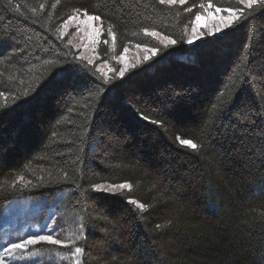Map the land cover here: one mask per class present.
I'll return each mask as SVG.
<instances>
[{
  "label": "trees",
  "instance_id": "16d2710c",
  "mask_svg": "<svg viewBox=\"0 0 264 264\" xmlns=\"http://www.w3.org/2000/svg\"><path fill=\"white\" fill-rule=\"evenodd\" d=\"M217 7L243 15L188 44ZM84 13L100 17L106 61L156 53L104 76L60 32ZM62 194L80 264H264V5L0 0V215Z\"/></svg>",
  "mask_w": 264,
  "mask_h": 264
},
{
  "label": "rangeland",
  "instance_id": "374dc122",
  "mask_svg": "<svg viewBox=\"0 0 264 264\" xmlns=\"http://www.w3.org/2000/svg\"><path fill=\"white\" fill-rule=\"evenodd\" d=\"M242 5L247 6L246 3ZM201 16L203 20L200 24L194 23L193 20L187 27V40H192V43L188 42L190 45L206 37H214L223 33L236 21L230 26L227 25L228 13L225 11L216 13L215 10H208ZM73 17L67 21V24L65 23L66 27H62L61 35L68 38L69 43L81 58L95 65L106 77L117 73L124 76L125 72L142 59L156 53L152 49L135 46L127 48V51L118 59L106 61L99 54L103 33L100 21H87L84 14ZM215 29H220V31H215ZM158 34L155 38L163 44H169L168 40L164 39L165 36ZM109 187L104 185V190L101 191L114 193L124 189L112 188L108 191ZM66 200L67 195L62 194L53 200L26 199L11 203L0 215V262L3 264H77L79 261L80 264L81 254L76 253L74 249L78 247L82 238L81 227L77 218L65 210ZM47 235L63 241L67 246L40 241L34 245H28L26 250L8 252L13 243H23L25 240Z\"/></svg>",
  "mask_w": 264,
  "mask_h": 264
},
{
  "label": "snow or ice",
  "instance_id": "6c2138e0",
  "mask_svg": "<svg viewBox=\"0 0 264 264\" xmlns=\"http://www.w3.org/2000/svg\"><path fill=\"white\" fill-rule=\"evenodd\" d=\"M159 2L161 4H175L177 3V0H159ZM179 3L183 4L184 3V0H179ZM240 3H246L247 7L248 8H252L253 5H264V0H240ZM201 8H204L205 5L204 4H201L200 5ZM207 7L209 9H211L213 7V5L209 2ZM221 11H225L228 13V16H227V25H231L235 20H238L240 19V17L243 15V10L242 9H233V8H225V9H221L219 7L215 8V12L216 13H219ZM84 16L86 17V20L87 21H94V20H100V17L99 16H90L88 15L87 13H84ZM75 18V17H73ZM72 19V18H70ZM221 19H224L223 17H221ZM203 20V17L201 15H196L195 18H194V23L196 24H200ZM67 24V22H66ZM66 24L63 25V27H66ZM195 31V29H194ZM215 31H220V29H215ZM109 34L112 36L113 38V41L115 40V34L111 32V29L109 28ZM146 35H151L153 37H156L158 36L159 34L156 33V32H151V33H148L147 31L145 32ZM165 40H168V43L169 44H175L176 41L175 40H170L169 38L167 37H164ZM189 43H192V40H189L188 41ZM127 51V50H125ZM153 52L157 51L156 49H153L152 50ZM121 75H123V72H121ZM144 119H148L147 117H144ZM153 123H155V121H151ZM180 143L184 146H187V147H190L192 148L193 150H196L199 146L194 143L192 140H189V139H183V140H180ZM21 180L23 179V177L20 178ZM130 188V185H125V184H121V185H113V186H110L108 191H111L112 188ZM96 190L97 191H101V190H104V186L103 185H97L96 186ZM135 203V202H134ZM138 207L143 211L145 210L146 206L144 204H138ZM77 239H79V237H77ZM40 241H45V242H48L50 244H53V245H62V246H67V245H64V242L59 240V239H55L53 238V236L51 235H47V236H39L37 238H34V239H28V240H25L23 243H13L11 245V248L8 249V252L9 253H12L14 250H26L27 246L28 245H34ZM74 243V241H73ZM75 252L76 253H80L82 254L83 250L80 248V247H76L75 249ZM0 264H3V262H0ZM77 264H79V261L77 262Z\"/></svg>",
  "mask_w": 264,
  "mask_h": 264
}]
</instances>
